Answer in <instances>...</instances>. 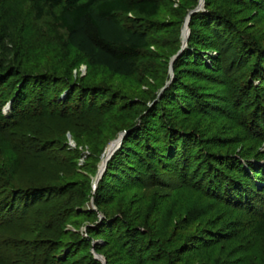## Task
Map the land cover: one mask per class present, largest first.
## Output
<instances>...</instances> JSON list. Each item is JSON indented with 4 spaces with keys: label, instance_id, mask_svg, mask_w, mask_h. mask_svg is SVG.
<instances>
[{
    "label": "trees",
    "instance_id": "trees-1",
    "mask_svg": "<svg viewBox=\"0 0 264 264\" xmlns=\"http://www.w3.org/2000/svg\"><path fill=\"white\" fill-rule=\"evenodd\" d=\"M163 1L0 0V212L5 209L13 215L20 204H28L30 209L45 204L50 207L43 216L46 241L42 250L50 258L40 264H102L91 253L92 248L105 256L107 264H147L148 252L160 255L161 239L155 227L148 228L151 223L146 220L145 203L137 206V196L129 195L130 189L182 191L189 188L187 170L194 164L193 189L201 191L199 184L204 183L202 192L213 201L212 208L191 239L190 233L180 232L175 245L166 240L170 247L153 262L179 264L177 255L190 254L194 264H212L210 252L215 243L240 241L258 244L262 258L256 264H264V152L258 148L264 143V49L250 45L251 33L247 31L251 29L246 27L253 12H264V0H205L204 9L191 17L188 48L174 63L170 87L156 102L160 88L149 86L154 94L140 102L153 105L145 111L140 110L142 104L124 100L119 91L86 87L61 74L64 70L58 66H32L27 61L20 38L30 8L37 20L50 18L57 44H68L89 66L123 78L140 76L142 71L154 76L157 57L149 49L161 40H155L158 28H152L150 21L159 14ZM192 11L181 20L177 49ZM202 30L206 34L199 37ZM175 53L167 55L164 74H168ZM253 58L252 75L260 84L250 81L240 90L242 75L251 71L247 65ZM76 65L70 66L71 75ZM186 67L203 69L208 81L224 72L228 94H206L203 88L189 84L190 76L180 73ZM233 75L236 80L231 83ZM48 96H54V101L48 103ZM252 99L250 114L246 115L250 109H244L235 117V106ZM5 108L7 113H3ZM132 113L142 114L140 122L131 128L123 126L127 135L96 191L89 176L78 182L60 177L77 169L96 176L112 139L98 151L91 149L90 137L107 118ZM229 117L236 121L230 124L240 125L237 128L248 139L240 151L232 147L236 144L232 127L217 126L218 120ZM67 133L73 135L75 149L68 144ZM86 146L92 151L87 157L81 150ZM81 160L86 161L84 166H79ZM179 164L183 166L179 176H170L178 172ZM30 170H38L40 177L29 182L23 173ZM92 199L96 210L89 206ZM85 222L84 234L66 230L69 224L80 229ZM96 242L100 243L94 245ZM51 246L55 249L49 252ZM235 250L223 245V264L239 259ZM2 260L0 264H6Z\"/></svg>",
    "mask_w": 264,
    "mask_h": 264
},
{
    "label": "rangeland",
    "instance_id": "rangeland-1",
    "mask_svg": "<svg viewBox=\"0 0 264 264\" xmlns=\"http://www.w3.org/2000/svg\"><path fill=\"white\" fill-rule=\"evenodd\" d=\"M199 5H200L199 1L196 2V0H165L162 3V9L160 10L159 14L153 19H151L150 21L151 27L155 29L158 28L157 33L154 34L155 35L154 38L155 40H161L162 43L161 44L155 41L149 49V51L157 57L156 65H158L157 66L158 68L157 71L153 72L154 76H150V75L145 76V74H143L142 71V73H140V76L138 75L137 77L123 78V77L115 76L114 74L109 73L103 68L89 66L87 64V60H85L83 57L81 58L75 50L67 46L68 44H63V45L57 44L55 40V36L51 29L52 20L50 18L45 17L42 20H37L34 12H32L30 8L26 10V15L22 22V30H21L22 35L20 39L21 42H23L27 61L32 66H39V65H49L50 67L58 66L60 70H64L61 74L65 76L68 75L69 78H72L73 80L72 82L75 83L77 81L78 84H82L86 87H91V88L107 87V88H111L112 91H119L124 95L123 98L124 100L136 101L142 104V108H140V110L145 111V109L147 108L148 105H150L151 102L142 103V101L140 102V99L146 97L147 95L149 96V93L152 95L154 94L153 92L152 93L149 92L150 91L149 86L156 88L159 86L160 89L158 92L160 93L158 99L156 100L157 102L161 98L162 96L161 94H163L164 91L166 90L168 83L171 81L173 77L172 75L175 76V71H174L175 62L173 60L180 53L183 47V31L184 29L186 30L188 17L186 19L184 28L182 30V36H181L182 45L180 46L178 45L180 49H177L176 40L178 38V31L181 20L186 13L192 10L194 11L195 8H197ZM246 27L251 29L250 31L249 30L247 31L251 33L250 39L252 43L250 42L251 43L250 45L252 47L257 46L259 48L264 49V12L262 13L253 12V16L247 22ZM205 34L206 31L202 30L199 32V37ZM190 35H191V30H190ZM255 49L257 51V48ZM175 51H176L175 53L176 55L171 60L168 74L167 73L164 74L163 70H165L166 67L165 64H167L166 62H168L169 60L166 57L167 55L168 57L169 56L172 57L174 55L173 52ZM75 64H77L76 68L72 70V75H71L69 73V68L71 65H75ZM254 64H255V58L251 59V62L249 63V65H247L248 68L250 67L252 68L251 71L246 73L245 75H242V77L244 78L241 79L242 85L239 87L240 90H244L245 84L247 82L249 83L250 81H254L256 85L260 84L256 80H254V76L252 75L253 69L255 68ZM195 68L193 69L191 67H186V69L180 72L181 76H190L188 79L189 84L192 83L200 87L201 89L203 88L202 90H205L206 94H212L217 91L223 93L224 95L228 94V88H227L228 82L225 80V76L227 75H225L224 72L217 74L215 76V79H210L208 81L209 76L207 75V73H204L203 69L197 70ZM231 78L232 79L230 82L231 83L235 82L236 76ZM160 84L164 86L160 87ZM262 89L264 94V85ZM209 97L211 96L209 95ZM48 99H49L48 103L50 101H54V96H48ZM103 101H104L103 99H100L99 104H102ZM222 101L223 100H221V102ZM122 103L123 101H118L117 104H122ZM152 105L153 103H151V106ZM252 106H253V99L247 100L243 105L239 107L235 106V108H238V111L236 113L234 112V116L236 117L239 111L244 112L243 111L244 109L246 110L250 109V111H247L246 115L250 114L252 110ZM172 112L174 113L175 111ZM229 112L233 114L230 107H229ZM3 113H7L6 108L4 109ZM230 113L229 115L231 116L232 114ZM141 115L142 114L138 115L137 113H132V115L116 114L114 115L115 117L110 119L107 118V120H104V123L98 128V132L94 134L92 133L94 137H90L93 141V144L95 145V146L93 145L91 149H95L98 151L102 150L103 146L109 140L112 139V142L117 140L122 133H125L123 132L124 129L123 126H126L127 128L128 127L131 128L132 125L134 126L139 124ZM245 118L247 119V116H245ZM203 119H205V117L200 120ZM207 121H213V118L207 117ZM231 121L236 122L234 119L231 120L230 117L228 119L222 118L221 120H218L217 126L220 127V129L224 128L225 126L232 127L231 128L232 130L231 129L229 130L233 132L235 136V139H233V141L236 142V144L235 145L233 144L232 147L238 148V151H240L244 146L243 143L248 141V139L247 136H245V134L243 133V131L237 128L240 125L236 124L237 127H233L234 123L230 124ZM199 127H200V123H198V130ZM253 131L254 130H252V132ZM214 133L215 132H212V134ZM212 134L211 136L213 137ZM260 135L263 136L262 134ZM114 136H116L115 140L113 138ZM66 140L73 149L77 147L75 139L71 133L66 134ZM112 142H110V144ZM248 146L250 145H247L246 147L248 148ZM258 148L260 152H264V143L262 144L261 147ZM91 149L90 147L86 146L85 149H81V150L87 157L91 155L92 152ZM54 152L58 155H61V152L58 150H54ZM104 154L102 156L101 162L98 165V172L96 176L94 177L90 176L88 172H86L85 170L77 169V170H71L69 176H66L64 173H61L60 177L65 176V178H67V180L70 182L76 180L78 182L80 179L81 180L84 179L85 181L86 178L89 176L91 177L92 180H94L95 183L97 179V175L99 173V168L101 169L105 165L104 159L106 154L105 155ZM85 163H86L85 160H81L79 162V166H84ZM182 167L183 166L180 165V169H178V172L176 173L173 172L171 173L172 175L170 176L173 175L176 177L179 176L178 174L181 172ZM195 168H196V164L193 165L192 169L187 170L189 177L187 178L186 185H188L189 188H185L182 191L179 190L180 192L178 190L171 191L168 189H159V188L157 189L153 188L152 190H148L145 192H142V190H140L139 188L130 189L129 195L136 194L137 196L135 200L137 206L138 205L140 206L141 204L145 203L146 213H147L146 220L148 221L147 223H151V226L148 228L153 229V227H155L157 238L161 239L160 243L158 244L159 246L158 248H160L159 251L160 255H158L159 257H162L161 255L164 254L163 252L170 247L168 243H165L166 240L171 239V242L169 243L170 244L173 243V245H175L174 238H177L180 232L186 234L190 233V237H188V239H191V235H193L192 232H195V230L197 229L196 226L203 224L207 216L206 214L212 208L213 201L207 198V196L205 195L207 193L204 194L202 192L203 188L205 187V184L204 183L199 184L201 185L202 188L201 191L196 192L193 189L195 186H193L192 184L195 183V180L194 177H192V175L195 173ZM40 174L41 173L38 172V170L37 171L30 170L28 172H25V174L23 173V175L26 176L27 180L28 181L30 180L29 182L33 181L32 179L34 178L40 177ZM140 200H144V201L140 202ZM89 206L94 208L95 210L97 209L94 204V199L91 200ZM28 207H30V205L20 204L19 209L12 212L13 215L7 213L5 209H3V211L0 212V260L5 259L6 264H40L43 259L49 256L47 253L42 254L43 252L42 250H44L43 244H45L44 241H46V237H44L43 235V229H44L43 216H45L47 208L50 207H47L46 204L43 207H36L34 209L33 208L30 209ZM124 209L126 210V212L131 210L130 208H124ZM102 218L103 216H101V219ZM86 226L87 223L85 222L80 227V229H77L72 224H69L66 230L73 233H76L79 230L80 233L84 234L86 232ZM25 228L28 229L30 233L29 235L27 232L23 230ZM99 243L100 242H96L94 245ZM223 245L224 246L228 245V247H230L231 249L234 248L236 249L235 254L239 259L237 260L234 259V262L232 264H256L262 258L260 257L261 252L258 244L257 245L254 243L243 244L240 241H233L230 242L229 244L227 243L225 244L224 242H222V243H215L211 249L210 261L212 262V264H223L220 258V250L223 247ZM53 248L54 246L53 247L51 246L49 252L51 251V249L53 250ZM91 253L96 258L97 252L94 248H92ZM80 256H82V254ZM158 256L156 255L155 251H151L145 255L146 257L145 260H147V264H156L153 261ZM48 258H50V256ZM48 258L47 260H50ZM99 258H100L99 261L102 264H107V260L105 256L99 255ZM176 258L179 264H194V258L190 254H188L187 256H185L184 254L180 256L177 255ZM47 264H53V262L49 261ZM122 264H126V262H123Z\"/></svg>",
    "mask_w": 264,
    "mask_h": 264
},
{
    "label": "water",
    "instance_id": "water-1",
    "mask_svg": "<svg viewBox=\"0 0 264 264\" xmlns=\"http://www.w3.org/2000/svg\"><path fill=\"white\" fill-rule=\"evenodd\" d=\"M204 7H205V0H201L200 5H199L194 11H192V12L189 14V16H188V24H189V25H190L191 17H192L194 14H196V13L202 11V10L204 9ZM189 25H188V29H187V31H186V34H185V29H184V31H183V47H182L180 53L174 58V60H173L174 62H175V60H176L178 57H180V56L182 55V53H183V52L185 51V49H187V47H188V44H187V43H188V39H189V37H190V28H189ZM172 76H173V77H172L171 81L168 83L167 88L171 85V82H172V80L174 79V75H172ZM167 88H166V89H167ZM161 95H162V94H161ZM126 135H127V132L122 133V134L119 136V138H118L117 140L113 141V142L108 146V148L106 149L105 154H106V153L108 152V150H109V156H108V158H107V160H106V162H105V165H104L103 169H100V168H99V173H98V175H97L96 182L94 183V190H95V191L97 190L99 182L102 180V178H103L105 172L107 171V166H108L109 161H110V160L112 159V157L116 154V152L121 148L122 143H123L124 138H125ZM113 145H115V146L112 147V148H110V147L113 146ZM105 154H104V155H105ZM102 219H103V218H102ZM96 259L100 260L98 254L96 255Z\"/></svg>",
    "mask_w": 264,
    "mask_h": 264
},
{
    "label": "bare ground",
    "instance_id": "bare-ground-1",
    "mask_svg": "<svg viewBox=\"0 0 264 264\" xmlns=\"http://www.w3.org/2000/svg\"><path fill=\"white\" fill-rule=\"evenodd\" d=\"M188 25H189V24H188V19H187V26H186L185 34H186L187 29H188ZM114 146H115V145L111 146L110 148H112V147H114ZM108 156H109V150H108V152L106 153V156H105V159H104V164H105V162H106ZM103 167H104V166H103ZM101 169H103V168H101Z\"/></svg>",
    "mask_w": 264,
    "mask_h": 264
}]
</instances>
